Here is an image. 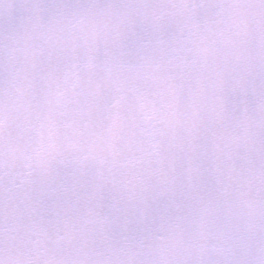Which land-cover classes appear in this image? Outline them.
<instances>
[{
    "label": "snow or ice",
    "instance_id": "obj_1",
    "mask_svg": "<svg viewBox=\"0 0 264 264\" xmlns=\"http://www.w3.org/2000/svg\"><path fill=\"white\" fill-rule=\"evenodd\" d=\"M0 264H264V0H0Z\"/></svg>",
    "mask_w": 264,
    "mask_h": 264
}]
</instances>
